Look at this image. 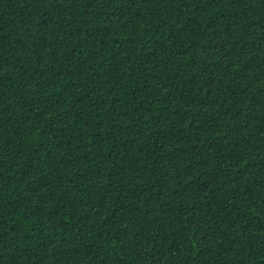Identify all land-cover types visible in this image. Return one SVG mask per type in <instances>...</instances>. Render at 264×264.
<instances>
[{"label": "trees", "instance_id": "trees-1", "mask_svg": "<svg viewBox=\"0 0 264 264\" xmlns=\"http://www.w3.org/2000/svg\"><path fill=\"white\" fill-rule=\"evenodd\" d=\"M0 264H264V0H0Z\"/></svg>", "mask_w": 264, "mask_h": 264}]
</instances>
